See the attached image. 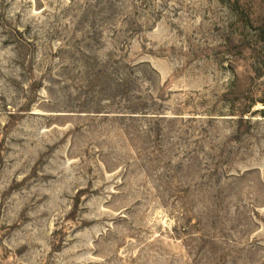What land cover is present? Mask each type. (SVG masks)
Masks as SVG:
<instances>
[{
	"label": "rangeland",
	"instance_id": "rangeland-1",
	"mask_svg": "<svg viewBox=\"0 0 264 264\" xmlns=\"http://www.w3.org/2000/svg\"><path fill=\"white\" fill-rule=\"evenodd\" d=\"M0 264H264V0H0Z\"/></svg>",
	"mask_w": 264,
	"mask_h": 264
}]
</instances>
